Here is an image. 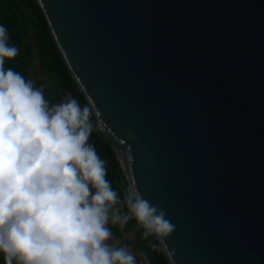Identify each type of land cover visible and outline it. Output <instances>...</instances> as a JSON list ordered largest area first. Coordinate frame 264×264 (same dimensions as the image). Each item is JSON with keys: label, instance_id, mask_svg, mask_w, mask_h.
I'll return each mask as SVG.
<instances>
[{"label": "water", "instance_id": "water-1", "mask_svg": "<svg viewBox=\"0 0 264 264\" xmlns=\"http://www.w3.org/2000/svg\"><path fill=\"white\" fill-rule=\"evenodd\" d=\"M170 264H264V0H36Z\"/></svg>", "mask_w": 264, "mask_h": 264}, {"label": "clouds", "instance_id": "clouds-1", "mask_svg": "<svg viewBox=\"0 0 264 264\" xmlns=\"http://www.w3.org/2000/svg\"><path fill=\"white\" fill-rule=\"evenodd\" d=\"M0 25V253L5 264H137L117 246L109 223L135 219L142 237L160 245L174 231L167 211L134 183L123 200L107 179L106 161L89 143L94 101L50 104L42 89L5 60L19 50ZM125 208L127 211H125ZM154 249L158 248L153 244ZM163 251V248L160 249Z\"/></svg>", "mask_w": 264, "mask_h": 264}, {"label": "trees", "instance_id": "trees-1", "mask_svg": "<svg viewBox=\"0 0 264 264\" xmlns=\"http://www.w3.org/2000/svg\"><path fill=\"white\" fill-rule=\"evenodd\" d=\"M0 25L8 29V43L19 50L14 59L5 60V69L11 68L19 72L26 80L32 81L35 87H40L41 80L44 81V95L52 105L60 103V99L67 96L75 98L82 107L88 103L67 67L46 16L36 0H0ZM93 124L98 126L95 115ZM95 127L89 143L95 146L98 155L106 161L107 179L123 200L129 184L116 153L104 142ZM109 228L116 238H124L129 233L132 236L131 242L143 253L149 264H170L160 250L158 239L155 236L144 239L143 229L137 225L135 219L130 220L123 229L111 223ZM123 242L121 246H125V240ZM153 244H157L158 248L154 249ZM0 264H5L2 253Z\"/></svg>", "mask_w": 264, "mask_h": 264}, {"label": "rangeland", "instance_id": "rangeland-1", "mask_svg": "<svg viewBox=\"0 0 264 264\" xmlns=\"http://www.w3.org/2000/svg\"><path fill=\"white\" fill-rule=\"evenodd\" d=\"M37 88H40L43 90V92L44 91L46 92L45 82L41 80L40 87L37 86ZM64 99H60V103L63 102ZM108 227H109V225H108ZM131 239H132V236L128 233L124 238H116L113 236V240H110L109 243L118 242L117 246H121L124 243L123 240H125V246H127L129 251L135 256L137 264H149L147 262V260L144 258L143 253H141L139 250H137L136 245L131 242Z\"/></svg>", "mask_w": 264, "mask_h": 264}]
</instances>
